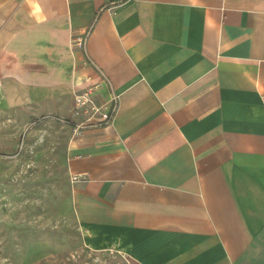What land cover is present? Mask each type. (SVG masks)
Masks as SVG:
<instances>
[{
	"label": "crops",
	"instance_id": "obj_1",
	"mask_svg": "<svg viewBox=\"0 0 264 264\" xmlns=\"http://www.w3.org/2000/svg\"><path fill=\"white\" fill-rule=\"evenodd\" d=\"M34 119L73 126L87 250L264 264V0H0V150Z\"/></svg>",
	"mask_w": 264,
	"mask_h": 264
},
{
	"label": "rangeland",
	"instance_id": "obj_2",
	"mask_svg": "<svg viewBox=\"0 0 264 264\" xmlns=\"http://www.w3.org/2000/svg\"><path fill=\"white\" fill-rule=\"evenodd\" d=\"M72 128L34 119L0 150V264H126L82 244L64 166Z\"/></svg>",
	"mask_w": 264,
	"mask_h": 264
},
{
	"label": "built area",
	"instance_id": "obj_3",
	"mask_svg": "<svg viewBox=\"0 0 264 264\" xmlns=\"http://www.w3.org/2000/svg\"><path fill=\"white\" fill-rule=\"evenodd\" d=\"M82 42L83 40H80L78 43L82 44ZM94 93V88L91 86L77 93L74 99V109L76 112H91V116L97 119L96 123L99 125L108 124L112 118L113 106H97L94 101Z\"/></svg>",
	"mask_w": 264,
	"mask_h": 264
}]
</instances>
